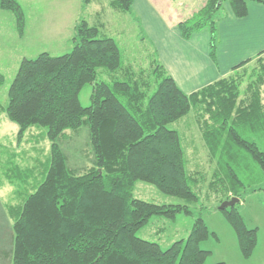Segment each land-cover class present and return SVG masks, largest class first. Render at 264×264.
Here are the masks:
<instances>
[{
	"label": "trees",
	"instance_id": "trees-1",
	"mask_svg": "<svg viewBox=\"0 0 264 264\" xmlns=\"http://www.w3.org/2000/svg\"><path fill=\"white\" fill-rule=\"evenodd\" d=\"M249 1L264 4V0H206L192 16L179 20L181 36L190 39L194 32L208 30L209 53L217 62L224 3L237 17H244ZM110 4L136 15L133 0ZM0 7L14 13L22 33L25 12L19 0H0ZM136 19L142 38L148 37L138 15ZM72 40V49L64 54L44 51L24 58L8 91L5 112L19 126L17 140L35 128V137L50 144L44 159L38 156L34 164L24 165L28 156L23 150L0 143V169L13 185L11 193L20 199L7 205L14 218L12 264H205L211 251L201 242L216 233L200 213L187 237L166 249L137 235L154 215L175 218L178 213H194L188 204L137 198L134 186L143 180L165 194L200 200L199 180L187 168L180 128L170 127L193 112L210 158L225 174V181L217 179L220 190L230 194L228 199H243L247 191L236 189L245 186L232 162L245 157L264 171V150L247 136L255 128L264 133V50L233 66L228 75L186 93L154 43V77L145 78L144 71L136 72L123 61L116 39L102 35L100 27L86 19L77 23ZM3 82L0 72V86ZM86 83L92 84L89 105L80 100ZM82 126L89 131L91 165L72 164L64 148L66 131ZM261 140L264 146V135ZM243 149L246 153L241 154ZM222 210L241 253L250 257L257 245V228L247 226L237 205Z\"/></svg>",
	"mask_w": 264,
	"mask_h": 264
},
{
	"label": "rangeland",
	"instance_id": "rangeland-1",
	"mask_svg": "<svg viewBox=\"0 0 264 264\" xmlns=\"http://www.w3.org/2000/svg\"><path fill=\"white\" fill-rule=\"evenodd\" d=\"M19 1L25 12V28L22 33L15 24L14 13L0 7V10L3 11V13L0 12V72L4 76V82L0 86V105L4 108L8 103L9 88L24 58H35L44 51L52 55H60L70 51L73 47L72 37L68 40L65 37H58L67 30V26H63L60 22L64 21L65 16H59L60 10H63L61 6L63 0ZM68 1L70 4H76L73 9L77 10V16H80L79 21L86 19L90 24L99 26L102 35L116 39L124 62L131 63L136 72L144 71L145 78L154 77L152 61L157 55L149 37L142 38L140 23H138L136 15L115 9L111 6L110 0ZM193 1L196 0H177L179 4ZM79 21L77 20V22ZM76 25L77 23L71 29L72 36L75 34ZM54 32L62 34H53ZM102 70L101 72H103ZM102 74L109 80L106 74ZM245 86L246 84L242 85V88ZM91 92L92 84L86 83L80 92V100L83 105L90 104ZM1 125L0 134L8 133V136L11 137V142L7 145L19 151L23 150L27 154L28 157L23 161L24 165L34 164V158L38 156L40 159L46 157L49 152V141L45 138L37 139L34 135L37 134L35 128L28 130L22 140L18 141L17 137L13 136L16 134L11 132V130L18 131L17 123L6 116ZM170 127L180 128L186 150L187 168L199 180L200 200L189 202L177 196L165 194L151 183L138 180L133 190L135 197L158 204H188L194 214L178 213L175 218L154 215L147 224L138 230L137 235L158 242L162 248L166 249L174 241L187 237L196 215L200 213L209 229L216 233V236H210L201 242L202 248L211 251L205 264H214L219 261H224L227 264H264V171L256 163H249L245 157L239 156V159L232 162L245 186L243 188L236 185V189L247 191L243 199H240L235 205L247 226L257 228V245L253 254L250 257H245L241 253L233 227L226 219L223 210L219 208L220 204L224 200H228L227 197L230 196L227 191L220 190V182H217L218 177L225 179V174L217 166L216 161L210 158L209 149L204 142L194 113L192 112L181 121L171 124ZM73 131L71 129L66 131L69 134L67 140L64 141L65 151L71 155L69 157L72 164L91 165L93 156L88 127L82 126ZM263 135L261 128H255L247 136L255 139L264 150L261 143ZM0 141L7 142L1 137ZM34 146L37 147V150ZM240 153H246V150L243 149ZM216 173H218L217 176ZM3 179L5 177L0 169V264H12L14 218L9 214L7 205L13 201L18 203L19 198H15L11 193L12 186L1 184L5 182ZM252 188H256V190L252 191ZM222 199L223 201H221Z\"/></svg>",
	"mask_w": 264,
	"mask_h": 264
},
{
	"label": "crops",
	"instance_id": "crops-1",
	"mask_svg": "<svg viewBox=\"0 0 264 264\" xmlns=\"http://www.w3.org/2000/svg\"><path fill=\"white\" fill-rule=\"evenodd\" d=\"M205 3L206 0L186 4H179L177 0H133L132 4L134 13L140 18L161 61L186 93L228 75L233 66L264 50V4L255 1L248 2V13L244 17H237L230 4L224 3L225 14L219 21L217 62L213 61L209 53L208 30L194 32L190 39L183 38L178 28L179 20L192 16ZM61 6L63 10L59 8L57 10L61 11L59 16H65L64 21L60 22L67 26V30L58 37H65L68 40L73 37L71 29L78 23L80 16H77V10L73 9L76 4L63 0ZM0 12L3 13L2 10ZM4 114L5 108L0 105V129L2 120L7 116ZM11 132L17 135L18 131ZM16 135L13 136L17 137ZM0 137L7 140L0 143L7 145L11 142L8 133L0 134ZM3 180L5 182L1 183L2 185L13 186L7 179Z\"/></svg>",
	"mask_w": 264,
	"mask_h": 264
},
{
	"label": "water",
	"instance_id": "water-1",
	"mask_svg": "<svg viewBox=\"0 0 264 264\" xmlns=\"http://www.w3.org/2000/svg\"><path fill=\"white\" fill-rule=\"evenodd\" d=\"M238 201H240V197H238V196H233L232 198H230V199H228V200H224V201L220 204L219 208H220V209H225V208H227V207H230V206L235 205V203L238 202Z\"/></svg>",
	"mask_w": 264,
	"mask_h": 264
}]
</instances>
